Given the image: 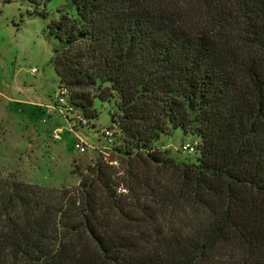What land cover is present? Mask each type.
Listing matches in <instances>:
<instances>
[{
    "label": "trees",
    "instance_id": "trees-1",
    "mask_svg": "<svg viewBox=\"0 0 264 264\" xmlns=\"http://www.w3.org/2000/svg\"><path fill=\"white\" fill-rule=\"evenodd\" d=\"M71 4L68 108L89 129L109 85L120 134L75 188L0 183V264H264V0ZM178 131L196 161L157 146Z\"/></svg>",
    "mask_w": 264,
    "mask_h": 264
},
{
    "label": "rangeland",
    "instance_id": "rangeland-1",
    "mask_svg": "<svg viewBox=\"0 0 264 264\" xmlns=\"http://www.w3.org/2000/svg\"><path fill=\"white\" fill-rule=\"evenodd\" d=\"M75 14L71 0H0V183L75 188L88 166L110 156L115 142L107 143L101 133L112 127L119 137L113 123L119 114L117 96L104 93L109 85L95 87L97 117L89 129L73 125L57 106L61 82L54 59L62 42L52 36L51 26ZM77 140L86 142L85 153L75 149ZM198 142L178 131L157 146L196 161Z\"/></svg>",
    "mask_w": 264,
    "mask_h": 264
},
{
    "label": "built area",
    "instance_id": "built-area-1",
    "mask_svg": "<svg viewBox=\"0 0 264 264\" xmlns=\"http://www.w3.org/2000/svg\"><path fill=\"white\" fill-rule=\"evenodd\" d=\"M35 74V70L32 72V75ZM58 96V100L59 101L57 103V106L60 107L59 109H62L63 112L65 113V115L67 116L68 119H71V123H73V125H82L84 128H88L89 124L86 120H83L80 117H70L71 113H72V109L68 108V90L60 87L59 88V92L57 94ZM101 136L105 139V141L109 144H113L116 141V132L115 130L111 127V128H107L105 129L102 133ZM190 145H186L184 147L185 150H189L190 149ZM75 149L79 152V153H85L87 148H86V142L83 140H77L75 143ZM115 164V163H114ZM122 193H126L125 190H121ZM120 192V193H121Z\"/></svg>",
    "mask_w": 264,
    "mask_h": 264
}]
</instances>
